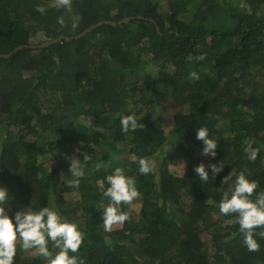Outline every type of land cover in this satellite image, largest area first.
<instances>
[{
    "label": "trees",
    "instance_id": "16d2710c",
    "mask_svg": "<svg viewBox=\"0 0 264 264\" xmlns=\"http://www.w3.org/2000/svg\"><path fill=\"white\" fill-rule=\"evenodd\" d=\"M127 114L142 125L134 132L121 131ZM201 127L217 142L212 162L225 164L207 183L193 170L208 163ZM84 153L74 187L68 159ZM139 158L155 165L148 175ZM116 167L140 195L122 205L130 219L105 231V177ZM241 172L257 182L255 200L264 193V0H0V187L10 216L28 204L56 209L84 234L72 254L84 264H264V226L249 251L236 214L219 212ZM29 251L16 245L14 264H46Z\"/></svg>",
    "mask_w": 264,
    "mask_h": 264
},
{
    "label": "clouds",
    "instance_id": "9594fccd",
    "mask_svg": "<svg viewBox=\"0 0 264 264\" xmlns=\"http://www.w3.org/2000/svg\"><path fill=\"white\" fill-rule=\"evenodd\" d=\"M67 2L68 0H63L64 4ZM37 10L41 13L45 11L43 8ZM197 59L203 60L204 56L201 55ZM189 75L192 79L199 78L195 72ZM120 125L121 131L125 133L134 132L142 126L134 114L121 115ZM196 139L202 141L200 154L208 159V163L201 162L193 170L202 183H207L223 171L225 164L222 160L212 162L217 156V142L209 137L206 128L196 129ZM258 151L252 142H248L244 147V153L250 161L257 158ZM89 158L86 153L82 159L78 156L69 157L68 172L72 177L69 183L72 186L78 187L80 179L85 176ZM137 163L138 171L142 175H148L155 167L145 158H139ZM105 180L108 187L103 194L109 202L102 210V217L105 231H111L114 225H122L130 219L129 213L122 209V205H131L140 192L135 179L126 175L121 167L114 168ZM230 180L232 175L229 173L221 178V183L227 184ZM256 188L257 182L248 179L241 172L235 176L230 189L223 192L218 205L221 214H236L233 222L239 225L243 243L249 251L258 250L259 244L254 238V230L264 226V193H258L255 200L250 199ZM9 199V190L0 187V264H14L18 237L24 249H34L37 256L46 260V264H84L83 259L72 255L78 252L84 239V234L77 224L63 220L56 209L48 206L33 208L28 204L10 216L6 209ZM260 235L264 236V231ZM49 242H52L57 251L49 249Z\"/></svg>",
    "mask_w": 264,
    "mask_h": 264
},
{
    "label": "rangeland",
    "instance_id": "374dc122",
    "mask_svg": "<svg viewBox=\"0 0 264 264\" xmlns=\"http://www.w3.org/2000/svg\"><path fill=\"white\" fill-rule=\"evenodd\" d=\"M33 42H36V40H34ZM46 164H47L46 165L47 167H50V165L53 164V160L47 159ZM168 170L171 171L175 175H181L184 171L183 163L178 159H170L169 164H168ZM227 222H229V221H227ZM16 245L18 246V248H20V246L22 245V241L20 240L19 237L17 238ZM50 245L51 244L49 242V249L52 250V247ZM34 254H35V251H29L27 254H25V256L28 255L30 257ZM44 262H46L45 259H44Z\"/></svg>",
    "mask_w": 264,
    "mask_h": 264
},
{
    "label": "water",
    "instance_id": "95a60500",
    "mask_svg": "<svg viewBox=\"0 0 264 264\" xmlns=\"http://www.w3.org/2000/svg\"><path fill=\"white\" fill-rule=\"evenodd\" d=\"M130 20H132V19H131V18H129V19H125L124 22H128V21H130ZM104 23H109V22H103V23H100V24H98V25H101V24H104ZM98 25L92 26V27H90L89 29L85 30L84 32H82V34H80V36H82V35H84V34L90 32V31H92V30H93L95 27H97ZM62 39H64V37H60V38H57V39H53V40H50V41H46V42L40 44L39 47H46V46H49V45L55 44V43L61 41ZM22 47H24V48H28V47H30V48H35V46H20L18 49H22ZM18 49H17V50H18ZM17 50H16V51H17Z\"/></svg>",
    "mask_w": 264,
    "mask_h": 264
}]
</instances>
